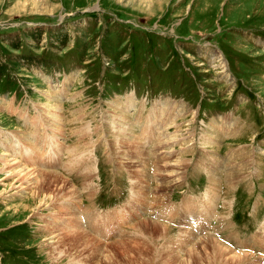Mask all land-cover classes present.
I'll list each match as a JSON object with an SVG mask.
<instances>
[{
  "label": "rangeland",
  "instance_id": "1",
  "mask_svg": "<svg viewBox=\"0 0 264 264\" xmlns=\"http://www.w3.org/2000/svg\"><path fill=\"white\" fill-rule=\"evenodd\" d=\"M114 118L128 120L139 148L121 143ZM161 131L181 160L174 176L152 165ZM9 146L20 163L64 167L74 188L93 190L42 188L53 195L40 204L0 174V264H177L206 231L263 262L264 0H0V153ZM251 234L255 245L244 244ZM197 250L190 264L213 258Z\"/></svg>",
  "mask_w": 264,
  "mask_h": 264
},
{
  "label": "bare ground",
  "instance_id": "2",
  "mask_svg": "<svg viewBox=\"0 0 264 264\" xmlns=\"http://www.w3.org/2000/svg\"><path fill=\"white\" fill-rule=\"evenodd\" d=\"M219 55V54H218ZM220 57V56H219ZM224 61L222 60L221 63H218L219 65H223ZM223 67H225V64L223 65ZM223 72V71H221ZM49 100V99H48ZM54 100V99H53ZM47 105H49L47 107V114H50L49 111H50V105H51V101H45L44 102ZM53 106V105H52ZM55 107V106H54ZM57 109V108H56ZM164 113V112H163ZM54 116V115H53ZM113 118V116H112ZM57 120V119H56ZM60 120V119H59ZM114 124H115V130L117 132V138L121 140V143L125 145V147L127 148H139L141 145L139 143H141L140 141V136L137 135L136 131H131V129H129L128 125H127V121L126 119H123V120H120V119H115L114 118ZM150 121H148L149 123ZM171 123V122H169ZM151 125L147 126L149 128H154L152 126V122L150 123ZM170 125V124H169ZM166 129V128H165ZM180 130V129H179ZM144 131V133L146 134L147 130L145 131L144 129L142 130ZM150 131V130H149ZM177 133V132H176ZM159 134V132L157 133ZM160 135H162L160 138V140L157 141L158 142H155L154 145H153V150H152V157L153 159L155 160V163L152 162V165H154L155 167V172L158 170L162 173H164L165 175L167 176H174L175 174L177 173H174L175 170H177V168L179 166H181V160L180 158H176L174 159V161L172 159H170L168 157V155H170V150L171 149H168L170 148V146L172 144L171 143V137L169 136V134L165 133L164 131L160 132ZM218 137V136H216ZM25 139V138H23ZM218 139V138H216ZM27 140V139H25ZM155 141V140H154ZM117 142V141H116ZM158 143V144H157ZM174 144V143H173ZM160 145L164 146V150H161L159 148ZM119 146H121V144H119ZM15 147V146H14ZM173 147V146H172ZM12 148V149H11ZM173 149V148H172ZM131 150V149H130ZM146 150V149H145ZM143 151V150H142ZM141 151V152H142ZM15 152V153H14ZM85 153V152H84ZM140 153V152H139ZM160 153H164L162 157H159V154ZM69 154V152H68ZM8 155H10L12 158H8ZM16 147L13 148V147H7V150L3 151L0 153V174L3 175L4 177L3 178V181L5 180H8L7 182L8 183V187H12V190H16L14 193H22L24 189H26V187H28L29 189L32 188L34 189L33 192H31L30 195H32V198L35 199V198H39V203L40 204H45L47 203L50 198L52 197L51 195L53 194H49V195H45L43 196V193L42 195H39V191L40 189L42 188H52V186H55L54 188L55 189H58L59 191L62 192V196L63 198L65 197H70V198H76L79 194H85L84 196H88L90 195V191H92V187L90 188L89 187V183H86L85 181H83L84 185H82L83 187H81V189H76L74 188V185H72L70 182H68L66 180V177L65 175V178L61 175V173L64 171V170H67V169H64L63 167V171H58V170H55L53 172L51 171H48V170H43L41 167H38V165H36L35 163H32L31 165H25V164H22L20 163V161L17 159L16 157ZM125 155V154H124ZM140 155V154H139ZM147 155V150H146V154L145 156ZM144 156V155H143ZM29 157V156H28ZM150 157V153L149 155H147V158H146V161L144 162V165H146L148 167V159ZM83 158V156H82ZM169 158V159H168ZM34 159V158H33ZM183 160V159H182ZM133 161V160H132ZM138 161V160H137ZM173 161V162H172ZM84 162V160H82V163ZM134 162V161H133ZM151 162V161H150ZM136 163V162H135ZM183 163V162H182ZM30 164V163H29ZM81 164V163H80ZM78 165V168H81L82 166L81 165ZM86 163H84L85 165ZM83 165V167H84ZM138 162H137V166H138ZM76 166V165H75ZM87 166V165H86ZM135 166V165H134ZM74 167V166H73ZM136 167V166H135ZM84 169V168H83ZM81 169V170H83ZM148 169V168H146ZM51 172V173H50ZM209 176H210V180H213L211 178V176L215 177V180L216 178L218 177L219 173H216V170L215 171H211L209 169ZM220 172V171H219ZM233 172H235V169H233L230 173L233 174ZM51 175L55 180L53 182H50L48 180H46L45 178L48 176V175ZM66 174V173H65ZM90 174L87 173L86 171L83 170V174L81 176L83 180H87V177L89 176ZM148 175V173H147ZM68 176V175H67ZM154 178L157 180V181H160L162 183H165V184H169V182L167 181V179L165 177H160L158 174L154 173ZM219 178V177H218ZM46 180V181H45ZM210 182V181H209ZM214 182V181H213ZM227 184V183H226ZM7 185V183H6ZM134 185V184H133ZM216 185V184H215ZM46 186V187H45ZM91 186V185H90ZM95 186V185H94ZM147 186L149 188V185H148V179H147ZM213 186V185H212ZM162 187H165V185H163ZM50 190V189H49ZM145 190V189H144ZM25 191V190H24ZM55 191V190H54ZM42 192V191H41ZM48 192V191H47ZM51 192V191H49ZM53 192V191H52ZM94 192V191H93ZM147 193V192H146ZM145 193V195H146ZM12 194V193H10ZM24 194V193H23ZM36 194H38L36 196ZM60 194V193H59ZM8 196V195H7ZM57 196V195H56ZM21 197V196H20ZM52 199V198H51ZM54 199V198H53ZM59 199V198H58ZM66 200V199H65ZM62 201V200H61ZM64 201V199H63ZM60 202V201H59ZM66 202V201H65ZM68 202V201H67ZM143 202L145 204H147V195H146V198H145V201L143 200ZM81 203V202H80ZM78 203V204H80ZM157 203H160L159 200H156L154 201V205L156 206ZM63 204V203H62ZM39 205V204H38ZM151 205V204H150ZM40 206V205H39ZM59 207V206H57ZM55 207V208H57ZM160 207V206H159ZM150 209L151 206L149 207ZM39 209V208H38ZM73 209V208H72ZM60 211V210H59ZM74 211V210H73ZM76 211V210H75ZM52 212V211H51ZM72 212V211H71ZM88 212V211H87ZM157 212V211H156ZM160 212V211H159ZM77 214V213H76ZM143 214V213H142ZM151 216H154V214H156L155 212L152 213L151 211ZM33 215V214H32ZM72 215V214H71ZM86 215V214H84ZM88 215H91L89 212H88ZM54 216V215H53ZM61 216V214L59 215ZM63 216V215H62ZM40 217V216H39ZM44 217V216H43ZM65 217H66V214H65ZM73 217V216H72ZM79 217V216H78ZM78 217H73V222H70V223H73L72 227L73 228H80V226H83L82 223H81V219L78 218ZM86 217V216H85ZM67 218V217H66ZM124 218V217H123ZM85 219V218H84ZM93 219V218H91ZM142 219V218H141ZM147 220H149V218H146ZM63 220V219H62ZM68 220H71V219H68ZM89 220V219H88ZM122 220V216L120 218V221ZM72 221V220H71ZM94 221V220H93ZM119 221V223H120ZM143 220H141L140 222L138 223H141ZM155 222V224H157L159 227H161L162 229H166L168 228V225L163 223L162 221H153ZM84 223V222H83ZM69 224V223H68ZM85 224V223H84ZM105 224V223H104ZM111 225V224H110ZM136 225V224H135ZM71 226V225H70ZM133 226V224L131 225ZM194 226V225H193ZM71 227V228H72ZM187 227H190L192 228V226L190 225V223H187V226L186 227H183L182 226V229H185ZM200 231H203L204 229H202V227L200 226ZM209 228V226L207 227ZM67 229V228H66ZM68 231V233H73L72 231H70L69 229L66 230V232ZM104 231V230H103ZM142 231V230H141ZM80 232V231H79ZM109 232V231H108ZM194 233V232H193ZM79 236L77 237H82V236H86V237H89V239L91 240H99V239H96L94 237H92L91 235H89L87 232L83 231L81 229V232L80 234H77ZM122 236V235H121ZM213 235L211 234V232L209 231H206L204 232L203 235H197L195 236V234H193V238L192 241H191V244L189 246H186V241H185V250L186 252L188 253V258L187 259H182L183 262L181 261H177L178 263L177 264H190V258H192V256L196 255L197 254V248L199 247V250H202V252L204 251L206 255H208V252L209 251V247L211 249V252L210 254L212 253V257L213 258H208L207 261L208 264H261L259 263L258 260H255L254 259V256L253 254L251 253H244V252H239V253H236L234 252L233 250H231V248L229 249L227 246L223 245L222 243H220L219 241H217L214 236L212 237ZM259 237V240L260 242H263L264 243V235H263V238H261V236H258ZM123 239H125V237H121ZM134 240V239H133ZM131 239V241H128L127 240L125 242H127V244H139V243H144V241L140 242L139 238L138 240L135 239L133 241ZM142 240V239H141ZM100 243V242H99ZM204 254V253H203ZM208 257V256H206ZM211 257V256H210ZM259 258V257H258ZM189 262V263H188ZM205 262V261H204ZM167 263V262H166ZM170 264V263H169Z\"/></svg>",
  "mask_w": 264,
  "mask_h": 264
}]
</instances>
